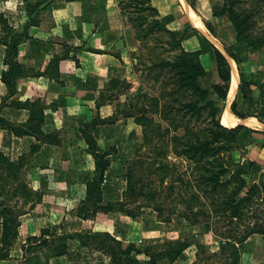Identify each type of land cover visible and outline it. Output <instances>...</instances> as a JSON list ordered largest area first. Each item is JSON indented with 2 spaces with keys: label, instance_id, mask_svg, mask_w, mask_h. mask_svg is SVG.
I'll list each match as a JSON object with an SVG mask.
<instances>
[{
  "label": "rangeland",
  "instance_id": "obj_1",
  "mask_svg": "<svg viewBox=\"0 0 264 264\" xmlns=\"http://www.w3.org/2000/svg\"><path fill=\"white\" fill-rule=\"evenodd\" d=\"M181 1L183 0H152L151 2L156 5L159 16L167 27L176 32L178 37H182L184 49L186 48L183 39L188 36L191 37V34H196V31L193 32L189 26L188 19L190 16L188 8H186L187 5L192 6L191 8L196 11L197 15L202 16L219 36L229 40L231 48L240 45L238 64L241 80L243 78L246 82L242 85L243 91L242 95L239 96V105L243 110H248L264 121V47H256L262 50L255 51L251 50L246 41L236 40V31L229 18L225 15L216 16L212 13L211 6L218 0ZM263 22L262 19L259 21L258 29L262 27ZM131 25L140 36H143L142 39L139 38L141 42L138 49L130 51L132 66L137 70L139 91L134 95L121 96L118 94L112 97L113 100L119 99L116 102L118 111L107 116L105 120L114 123L111 128L114 127L113 130H119V137L111 148L104 149L109 150L108 157L111 164L106 170L100 202L104 205L108 202L111 203L115 209L110 211H116V213L105 217L102 220L103 223H110L111 229L121 236L123 234L120 233L118 226L122 227V230L132 227L133 234H127L124 239L119 238L123 241L122 244H119L112 241L105 233H111L110 231L93 230L90 221L79 226L78 230L68 232L60 229L62 223H57L41 228L36 234L30 233L24 240L25 242L18 240V244L15 246L14 241H17L18 234L9 244L5 242L3 244L1 240L2 229L0 259L15 257L22 258L24 264H46L50 258L57 259L58 255L74 258L90 256L94 257L97 264L107 261L105 259H108V263L112 264L111 249H123L130 243H135L148 251V253L143 251L137 254L141 264H151V254L157 258L159 264H226L228 261L231 247L226 241H223L224 238L221 233L230 231V224L225 225L222 217L217 223H213L214 216L207 217L203 213L192 216V218L189 217L190 219L185 216L190 210L185 198L195 189V187H191L193 182L191 178L196 170L193 169L194 164L184 155L173 152L172 142L168 139L175 132V129H173V124L169 126L167 120L175 118L180 123L186 120L187 115L184 114L182 108L179 109V112L173 109L170 113L167 110L168 115L166 114V119H163L161 111H165V108L163 109L160 104L152 102V97L159 96L161 89L170 90L172 83L169 82L170 78L167 76L173 71L171 65L168 64L162 70L163 74L159 76L160 67L154 65L152 60L155 58L172 59L173 54L180 49L172 46L171 37L166 30L147 31V24L137 30L133 23ZM212 36L216 38L214 35ZM216 39L218 40V38ZM211 60L215 67L214 52H212V58L207 60L209 67H211ZM208 69V73L200 78V82L203 87L208 89V96L214 100L219 108L218 116L221 118L226 101L214 91L213 85L218 81L216 69ZM165 80L166 83L164 84ZM144 94L147 95L146 98L142 97ZM186 95H180L177 100L173 101V105L181 107V101L188 98ZM144 107L148 109L146 116L155 119L151 122L148 121L147 128H144L136 119L138 125L134 123L132 118L127 119L126 117L134 116L135 118V115L144 113ZM118 119H120V123H125V128L115 126ZM194 121L197 128H203L207 119L203 115ZM157 124H161L163 135H159L158 128H155ZM258 126L264 128V123ZM166 127H169L170 130L164 131ZM123 128L125 134L122 132ZM183 131L184 128L181 125L177 132L181 134ZM145 133L150 135L151 139L144 138ZM227 143L231 147L229 156L225 157L228 160V172L223 176V179H229L232 174L239 173L242 175V179L246 180L247 185H251L264 178V133L261 131L255 133L252 129L241 128L237 138L233 142ZM89 152L91 151L89 150ZM92 158L83 150L74 151L72 158L74 162L70 167L73 173L84 175V181L74 183L77 191H84L76 208L77 214L83 218L90 217L91 219L96 216L97 212L82 216L79 211H81V205L86 197L87 180L92 178L95 171ZM160 161H162L163 166L159 168ZM15 162L20 165V168L9 170L6 167H0V206L5 208V215H8L6 209H12L15 217L12 222L16 224L19 222V227L21 216L26 212H31L38 205L42 199L43 191L40 189V182H29V179L23 176L22 163ZM78 163L84 167L78 169L76 166ZM128 179L132 181V186L128 185ZM20 185H26L24 191L21 190ZM133 187L136 189L142 187L146 192H139V190L133 192ZM245 189L246 187L243 188V190ZM9 197H12V200H9ZM204 199L209 202V199ZM193 205L194 210L203 207V209H210L211 207L210 202L207 207L200 204L199 201ZM92 209L91 200H87L83 211H91ZM127 210H132L134 215H129ZM37 215H39L38 212H32V214L28 213L26 217L32 219L31 217ZM240 228L244 229L245 226ZM178 237L187 238L190 242L180 256L173 261L167 255L159 257L160 254H167L169 249L167 241H174ZM236 244L239 259L233 264H264L263 234L252 233L245 241Z\"/></svg>",
  "mask_w": 264,
  "mask_h": 264
},
{
  "label": "crops",
  "instance_id": "obj_2",
  "mask_svg": "<svg viewBox=\"0 0 264 264\" xmlns=\"http://www.w3.org/2000/svg\"><path fill=\"white\" fill-rule=\"evenodd\" d=\"M120 1L0 0V154L9 160L21 162L23 176L29 182H40L43 191L38 205L21 216L15 246L18 240L25 242L30 233L36 234L41 228L57 223H62L60 229L67 232L78 230L79 226L90 221L93 230H108L121 239L133 234L132 227L122 230L118 226L123 234L121 236L111 229L110 223L102 222L116 211H97L92 219L77 214L76 208L84 191H77L74 183L84 181V175L73 173L70 168L74 162V151L77 150H83L93 157L95 166L94 156L88 150L87 133H91L103 149H109L117 142L119 130H113L111 125L114 123L105 120L118 111L116 102L119 99L113 100L112 97L118 94L134 95L139 91L137 70L132 66L130 51L138 49L141 41L131 25L128 11ZM200 17L207 33L188 19L189 26L196 34L183 39L185 48L201 49L200 56L207 73L208 68L216 69L220 81L217 63L215 67L212 60L211 67L207 64L214 47L219 48L230 63L231 86L233 70L229 57L235 59L240 80L229 104L230 112L237 121L235 125L243 123L256 129L253 131L255 133H264V128L258 126L264 121L258 116L239 117L231 108L241 82L238 64L240 45L231 48L230 41L219 36L215 30L211 31L206 20ZM13 31L22 32L17 59L23 64L25 73L17 78L16 87L11 92L2 75L9 68L5 60L8 47L5 40H10ZM6 33L8 36H5ZM209 34L218 38L221 46ZM251 50L262 49L251 47ZM230 89L229 86L222 117L228 105ZM27 100H39L45 108L41 132L19 133L15 129H27L29 126L31 112L25 104ZM126 117L136 123L134 116ZM253 118L256 125L248 124L247 121ZM119 120L115 126L124 127L125 123ZM76 166L78 169L84 167L80 163ZM4 209L0 206V234ZM32 212L39 215L32 219L26 217ZM58 256L55 260L50 258L46 264H97L90 256ZM105 260L99 264H110L108 259ZM16 263L24 264L22 258L0 259V264Z\"/></svg>",
  "mask_w": 264,
  "mask_h": 264
},
{
  "label": "trees",
  "instance_id": "obj_3",
  "mask_svg": "<svg viewBox=\"0 0 264 264\" xmlns=\"http://www.w3.org/2000/svg\"><path fill=\"white\" fill-rule=\"evenodd\" d=\"M120 2L122 7L129 12V19L137 27V30L144 24H147V31L166 30L171 37L170 42L172 46L180 49L173 54L172 59L155 58L152 60L154 65L160 67L159 76L163 74L162 70L168 64L171 65V69L173 70L169 74L170 76H167V78H170L169 82L172 83L170 90L164 91V89H161L159 96L155 95L152 97V102L160 104L163 109L165 108V111H161L163 119H166L168 115L167 110L170 113L173 109H176L177 112L180 111V108L184 109V114L187 115L185 121L179 123L175 118H170L167 121L169 122V126L173 124V129H175V132L168 139L172 142L173 152L184 155L194 164L193 169L196 170L195 173L192 171L193 177L191 178V181H193L191 187H195V189L185 198L187 207L190 209L188 213L185 212V216L190 219L189 217L192 218V216L203 213L207 217L214 216L213 223H217L221 217L225 221V225L229 223L230 231H223L221 234L224 238L223 241H226L231 247V253L226 264H233L239 259L237 242L245 241L252 233L258 232L264 235V178L251 185H247L246 180L242 179V175L239 173L232 174L229 179H223V176L228 172V160L226 158L230 154L229 150L231 147L227 142H233L237 138L241 128H249L253 131L256 129L243 123L230 127L222 123L220 116H218L219 108L214 100L208 96V89L203 87L200 82V78L207 73V69L200 56L202 50L184 49L182 47V37H178L176 32L167 27L159 16V10L152 4L151 0H121ZM27 7H29L28 3ZM211 8L214 15H225L229 18L236 31L237 41H246L249 47L264 46V22L260 29L257 27L259 21L261 19L264 20V0H218L212 4ZM206 24L214 32V29L207 21ZM11 34L10 40H5L8 45L5 60L9 63V68L3 72L2 78L9 91L12 92L16 87L17 78L25 72L23 64L17 59L22 32L13 31ZM5 36H8V33ZM137 37L142 39L143 36L137 33ZM213 52L220 78V81L214 83L213 87L217 95L225 100L231 81L230 63L224 53L216 46ZM230 52L234 55L232 51ZM245 82L246 80L242 78L238 95L231 105L232 111L239 117L253 116L251 115L252 113L248 110H243L239 105L238 97L242 95V85ZM183 94L188 98L185 101H181V107L173 105V101L177 100L180 95L183 96ZM142 97L146 98L147 95L144 94ZM25 104L30 108L31 112L28 121L29 126L27 129L22 130L15 127L16 131L19 133L25 131L41 132L45 118L43 104L39 100H27ZM147 111L148 109L144 107V113L138 116L135 115L136 121L140 122L144 128H147L148 121L155 120L153 119L154 117L146 116ZM203 115L207 119L205 126L197 128L194 120L203 117ZM181 125L184 131L179 134L177 130ZM155 128H158L159 135L164 134L161 124H157ZM168 130L170 128L166 127L164 131ZM144 136L146 139H151L150 135L146 133ZM87 140L89 142V150L95 158V171L92 178L88 179L86 183L87 193L81 205V211H79L82 216L94 214L98 210L110 211L115 209L109 202L105 205L100 202L102 200V184L105 180L106 170L111 164V160L108 157L109 150L99 147L96 138L91 133L87 134ZM159 165V168L163 166L162 161H160ZM0 167H6L11 170L20 168V165L13 160H9L1 153ZM131 183L132 181L128 179V185L132 186ZM20 187L24 191L26 185H20ZM245 187L246 189L243 190ZM138 190L139 192H146L142 187L139 189L133 187L132 189L133 192ZM220 194L222 195L220 196ZM204 198L209 199L211 203L210 209H203V207L202 209L194 210L193 204L196 201H199L200 204L206 207L208 206L209 202ZM8 199L12 200V197ZM87 200H91V204L93 205L91 211H83ZM7 204L9 205L10 203ZM6 213L8 215H5L2 220L3 231L1 240L3 244L4 242L9 244L18 234L19 222L17 224L12 222L15 220L12 209H6ZM127 213L134 215L132 210H127ZM243 225L245 228H240ZM105 233H107L112 241H116L119 244L123 243L121 239L111 233ZM167 242L169 248L167 254L163 253L158 256L167 255L172 261L176 260L190 244L187 238L183 239L182 237ZM143 251L148 253L146 249L139 247L135 243H130L123 249H111V263L141 264V260L137 257V254ZM150 256L151 264H159L153 254Z\"/></svg>",
  "mask_w": 264,
  "mask_h": 264
},
{
  "label": "bare ground",
  "instance_id": "obj_4",
  "mask_svg": "<svg viewBox=\"0 0 264 264\" xmlns=\"http://www.w3.org/2000/svg\"><path fill=\"white\" fill-rule=\"evenodd\" d=\"M183 1H185V0H183ZM183 1H182V2H183ZM185 3H187V2H185ZM186 5H187V4H186ZM184 6H185V4H184ZM185 7H186V6H185ZM186 8H188L187 10L189 11V16H190V20H191V22H192L195 26H197L201 31L207 33L206 27H205L204 24L202 23V21H201V19H200V16L197 15V13L191 8V6H188V5H187ZM186 8H185V9H186ZM187 10H186V11H187ZM188 11H187V12H188ZM209 36H210V38H211L213 41H215L217 44H219V45L221 46L220 42H218V40H217L216 38H214V37H213L212 35H210V34H209ZM229 60H230L231 65H232V70H233V77H232V78H233V79H232V86L230 85L231 89H230V96H229V100H228V105L226 106L227 108H226V110H225V112H224V114H223L222 122H223L224 124H226V125H229V127H230L231 125H235L236 122H237V121L234 119V117H233V115L231 114V112H230L229 104H230V102L232 101V99H233V97H234V95H235V93H236V91H237L240 77H239V74H238V71H237V64H236L235 60H234L233 58H231V57H229ZM247 123L250 124V125H256V120L253 118V119L248 120ZM226 125H225V126H226Z\"/></svg>",
  "mask_w": 264,
  "mask_h": 264
}]
</instances>
